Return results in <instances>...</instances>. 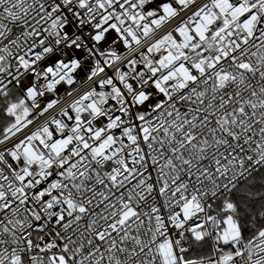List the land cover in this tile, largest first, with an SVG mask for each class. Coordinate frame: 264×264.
I'll return each mask as SVG.
<instances>
[{"label":"snow or ice","instance_id":"6c2138e0","mask_svg":"<svg viewBox=\"0 0 264 264\" xmlns=\"http://www.w3.org/2000/svg\"><path fill=\"white\" fill-rule=\"evenodd\" d=\"M0 264H264V0H0Z\"/></svg>","mask_w":264,"mask_h":264}]
</instances>
